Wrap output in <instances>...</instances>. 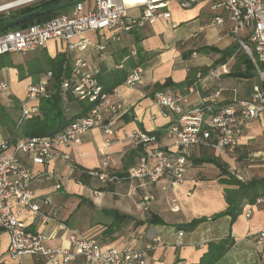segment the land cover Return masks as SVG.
I'll list each match as a JSON object with an SVG mask.
<instances>
[{
    "label": "crops",
    "instance_id": "crops-1",
    "mask_svg": "<svg viewBox=\"0 0 264 264\" xmlns=\"http://www.w3.org/2000/svg\"><path fill=\"white\" fill-rule=\"evenodd\" d=\"M4 1L8 0H0ZM92 1L84 0V3L88 6ZM143 2L125 1L129 14L138 15ZM169 8L171 17L124 33L121 40H111L105 50L91 53L90 64L100 66L107 73L122 68L118 67L121 64L129 68L132 61L142 64L144 84L133 88L122 83L117 87L113 99L120 103L122 110L111 124L114 134L110 145L106 143L105 131L93 128L82 135L79 144L57 148L58 154L67 153L70 160L58 155L39 164L21 155L24 165L34 175L42 176L41 181L32 184L35 196H49L52 201L42 205L50 219L27 212L23 220L28 230L44 233L45 243L52 247H70L68 236L77 231L93 238L101 247L146 249L147 264H259L253 234L264 228V203L252 201L246 185L255 184L252 189L258 193L257 197L264 196V162L255 157L264 149L263 121L248 123L232 154L212 144L197 147L189 158L185 183L173 190H163V182L148 184L125 176L140 158V149L126 137V131L141 128L153 132L158 136V145L170 152L174 150L173 139L167 136L166 129L179 114L162 109L156 103L154 93L157 89L183 91L187 94V103L183 105L187 110L202 98H214L217 91L221 92L220 96L214 99L220 104L235 98H248L260 81H251L257 74L241 77L231 73L238 68V59L244 51L237 46L226 57L221 52L238 44L235 35L229 32L228 23H211L217 14H225L224 11L214 10L210 0L194 2L188 8L172 1ZM102 34L111 36L113 32L90 31L85 36L92 42H99ZM132 48L138 50L137 57L127 59ZM36 52L33 58L18 53L20 59L9 65L0 62V82L9 85L7 89L0 88V112L3 114L0 113V141L10 136L25 137L15 128L21 103L28 85L44 75V72L39 76L31 74L29 65L34 59L68 52L71 67L78 56L68 51L61 41H50L47 48ZM222 64H227L230 73H223L219 78L207 76L208 70ZM240 68L244 69V64ZM202 69L205 71L203 78L198 80L199 92L189 93L186 85L171 87L169 84H184L191 77L197 79V72ZM64 99L67 114L73 115L80 110L76 102ZM40 112L39 104L36 114ZM105 153L109 155L107 169L118 175L116 180L103 181L83 172L101 169ZM211 158L219 163L202 161ZM237 175L244 176L245 180ZM58 184L61 187H57ZM144 195H149L150 199L143 200ZM249 205L252 214L248 217ZM234 206L237 209L239 206L236 214L227 212ZM195 219L201 220L190 227ZM59 223L66 224L67 228H59ZM180 230L184 231L182 245L176 243ZM9 243L8 231L0 230V264H44V258L34 255L11 256ZM221 244L227 246L224 251ZM67 264L89 263L83 256H77Z\"/></svg>",
    "mask_w": 264,
    "mask_h": 264
},
{
    "label": "built area",
    "instance_id": "built-area-1",
    "mask_svg": "<svg viewBox=\"0 0 264 264\" xmlns=\"http://www.w3.org/2000/svg\"><path fill=\"white\" fill-rule=\"evenodd\" d=\"M43 0H8L0 2V13L10 12L26 5ZM175 1L182 8L190 7L200 0H144L141 12L130 15L125 0H93L88 6L84 0L67 7L57 15L42 22L21 28L8 29L0 33V55L45 49L50 41H61L68 51L78 53L69 72L62 75L60 94L66 98L68 93L79 100L94 103L87 114L72 120L64 129L51 135L10 136L0 141V230L10 234L8 253L13 257L24 254L44 258V264H67L77 256H83L89 264H147L146 249H120L116 246L101 247L93 238L82 232L72 231L69 236L70 247L48 246L44 233L27 229L23 215L32 212L50 219L42 210L43 204H50L51 198L35 196L34 181H41V175H34L28 169L21 155L29 157L33 163L45 164L60 155L70 160L67 153H57L62 145L79 144L82 135L93 128L105 131L106 143H112L114 129L111 124L121 114L122 107L113 99L117 87L106 91L99 80L102 68L91 65L89 57L93 51H103L111 40H121L122 34L141 30L153 25L159 19L171 17L170 4ZM214 10L221 9L225 14H217L211 21L215 25L228 23L229 32L235 35L239 46L247 53L254 64L260 82L254 85L248 98H235L225 104H218L214 98H202L197 104L184 110L187 94L179 89H157L154 93L156 103L179 114V118L166 129L173 139V152L157 144L158 136L150 131L136 128L126 131L133 145L140 149L137 164L131 166L126 177L148 184L162 183L165 191L173 190L186 181L188 161L193 151L202 144H212L222 152L234 153L252 120L264 122V0H210ZM104 30L112 31L111 36L101 35L99 42H92L85 33ZM138 50L132 48L127 59H136ZM118 67H123L122 64ZM230 73L227 64L210 69L207 76L219 78ZM204 73L198 71L194 82L187 87L189 93L198 91V80ZM53 72L47 71L38 80L30 83L22 100L16 126L20 127L39 111L41 99L49 98L53 85ZM127 86L136 88L144 84V68L136 62L129 67L124 81ZM6 82L0 88L7 89ZM264 162V149L255 155ZM101 169L83 171L101 180H116L118 175L108 171L109 155L105 153ZM239 179L245 180L242 175ZM57 187H61L60 184ZM150 199L144 195L143 200ZM256 204L264 203V196L256 198ZM249 205L246 216H251ZM61 229L67 228L59 223ZM184 231L177 234L176 243L183 244ZM154 240H157L155 238ZM259 264H264V228L253 234ZM151 248V246H148Z\"/></svg>",
    "mask_w": 264,
    "mask_h": 264
},
{
    "label": "trees",
    "instance_id": "trees-1",
    "mask_svg": "<svg viewBox=\"0 0 264 264\" xmlns=\"http://www.w3.org/2000/svg\"><path fill=\"white\" fill-rule=\"evenodd\" d=\"M61 1L63 0H43V1H40L34 4L23 6L15 10H11L9 13H0V26L28 12H31L37 9H45V8L52 7ZM66 8L67 7H64L60 11H56L53 13L30 18L29 20H27L24 23H21L18 26L25 27L29 24L45 21L57 15L61 11L65 10ZM18 26L12 27L10 29L18 28ZM237 46L239 45L238 44L233 45L231 48L225 49L221 52L226 57L227 55H231L237 49ZM215 50H218V49H215ZM67 53L68 52L59 54L56 57H50L49 55L45 54L42 58L34 59L33 63L29 65L30 72L31 74L33 73L34 76H39L40 73H43V72L46 73L49 70L52 71L53 72V79H52L53 85L51 87L50 97L46 99H41L39 102L41 112L39 114H35L32 118L25 121L19 127V130H21L22 135L34 136V135L54 134L64 129L72 120L87 114V112L93 107L94 103L88 102L86 100H79L73 94L68 93L66 96L67 102H76L80 106V110L76 114H73V115H69L66 112L65 99L60 94V84H61L62 75L67 74L70 69L69 55ZM135 64H136V61H132L130 67L134 66ZM241 64H244L245 66L244 69L240 68ZM237 67H238L237 69L231 71V73H233L235 76L252 77L256 75L254 64L252 60L250 59V57L247 55V53H245V51H244V54H242L241 57H239ZM128 69L129 68H126L123 66L122 68H116L113 71H110L108 73L107 71L102 70L101 74L99 75V80L104 86V89L110 92L115 87H118L119 85L124 83L127 77V74H128ZM200 71L204 72L205 69H202ZM194 80H195L194 77H191V78H188L184 84L183 83H169V84L171 87H182L183 85H186L188 87L194 82ZM202 161H211V162L215 161L219 163L214 158L202 159ZM254 185L255 184L253 183L246 185L249 190V193L252 194V199H251L252 201L255 200L258 196V193H256V190L254 188L252 189ZM238 209H239V206H238ZM238 209H237V206H234L231 210L229 209L227 212L236 214L235 211ZM123 217H126V215H123ZM201 219L193 220L189 224V226L194 227L195 225L198 224V222ZM158 221H161V219H158ZM221 247H222V251H224L227 248V246L224 244H221Z\"/></svg>",
    "mask_w": 264,
    "mask_h": 264
},
{
    "label": "water",
    "instance_id": "water-1",
    "mask_svg": "<svg viewBox=\"0 0 264 264\" xmlns=\"http://www.w3.org/2000/svg\"><path fill=\"white\" fill-rule=\"evenodd\" d=\"M82 0H64L61 1L59 3H57L56 5L49 7V8H45V9H37V10H33L31 12H28L24 15H21L9 22H7L6 24L0 26V33L8 30L12 27L18 26L21 23L26 22L27 20H29L30 18L33 17H37V16H41V15H45V14H49V13H53L56 11H60L62 10L64 7H70L73 6L74 4H76L77 2H80Z\"/></svg>",
    "mask_w": 264,
    "mask_h": 264
},
{
    "label": "rangeland",
    "instance_id": "rangeland-1",
    "mask_svg": "<svg viewBox=\"0 0 264 264\" xmlns=\"http://www.w3.org/2000/svg\"><path fill=\"white\" fill-rule=\"evenodd\" d=\"M125 1H127V0H125ZM4 13H7V12H4ZM18 28H21V27L18 26ZM35 52H36V51L31 52V53H27V57H28V58L36 57V53H37V52H36V53H35ZM34 53H35V54H34ZM20 57H21V55L18 54V53H15V54H5V55H0V62L9 65V64L12 63L13 60H14V61H18V60L20 59ZM257 76H258V75H257ZM257 76H255L254 78H252L251 81H256V82H257L258 80H260V79H258ZM259 82H260V81H259ZM17 108L19 109L18 106H17ZM0 113H1V112H0ZM1 116H3L2 113H1ZM15 128L19 130V127H17L16 124H15Z\"/></svg>",
    "mask_w": 264,
    "mask_h": 264
}]
</instances>
